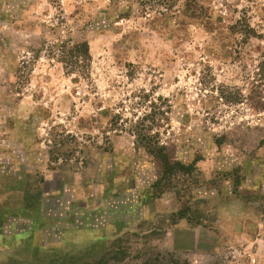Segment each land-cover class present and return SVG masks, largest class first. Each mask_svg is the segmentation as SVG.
<instances>
[{
    "label": "rangeland",
    "instance_id": "374dc122",
    "mask_svg": "<svg viewBox=\"0 0 264 264\" xmlns=\"http://www.w3.org/2000/svg\"><path fill=\"white\" fill-rule=\"evenodd\" d=\"M244 14L264 23V0H0V264L120 246L122 264H264L259 41L229 30ZM65 38L88 42L85 69L48 55ZM136 121L184 167L163 193Z\"/></svg>",
    "mask_w": 264,
    "mask_h": 264
},
{
    "label": "trees",
    "instance_id": "16d2710c",
    "mask_svg": "<svg viewBox=\"0 0 264 264\" xmlns=\"http://www.w3.org/2000/svg\"><path fill=\"white\" fill-rule=\"evenodd\" d=\"M229 30L232 34L236 35V40L239 45L248 43L252 38L259 41L256 47L258 49V53L255 58V78L251 81V83L249 82V90L253 93L256 92V95L260 93L263 95L260 97H264V23H259L255 26L250 22L248 15L244 14L234 19L233 23L229 26ZM47 52L48 55L56 57L57 60L63 64V67L70 73L75 70H83L91 63L90 48L87 41H73L67 38L61 39L59 43H53L50 45ZM212 88H215V92L220 96V98L229 104H234L239 101L242 102L247 97L244 96L242 89L239 87L220 85L213 86ZM258 100L259 101L255 108L257 110L264 109V100L262 98ZM132 126L131 131L135 137H137V140L142 141V146H145L149 152L153 153V156L162 167L161 172L158 175H162L161 179L164 180V183L159 185L162 180L158 179L155 184L157 186L155 192L163 193L167 182L172 179L173 175L180 172V168L184 167L179 161L171 159L167 153L166 147L161 144V140L158 138L157 134H152L149 130L146 135L139 133L141 127L138 121L134 122ZM120 241L123 242L122 239L118 240V242ZM128 255L129 251L120 246V248L111 249L107 256H102L99 259L86 261L81 264H122ZM21 263L24 264L26 262L23 261ZM176 263L178 264L177 261Z\"/></svg>",
    "mask_w": 264,
    "mask_h": 264
}]
</instances>
